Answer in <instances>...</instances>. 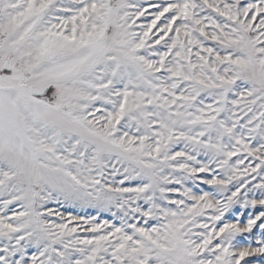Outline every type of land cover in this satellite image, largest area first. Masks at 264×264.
Masks as SVG:
<instances>
[{
  "label": "snow or ice",
  "instance_id": "obj_1",
  "mask_svg": "<svg viewBox=\"0 0 264 264\" xmlns=\"http://www.w3.org/2000/svg\"><path fill=\"white\" fill-rule=\"evenodd\" d=\"M0 264H264V0H0Z\"/></svg>",
  "mask_w": 264,
  "mask_h": 264
},
{
  "label": "rangeland",
  "instance_id": "obj_2",
  "mask_svg": "<svg viewBox=\"0 0 264 264\" xmlns=\"http://www.w3.org/2000/svg\"><path fill=\"white\" fill-rule=\"evenodd\" d=\"M61 211H65L64 209H61ZM70 211H73V214H76L75 213V210H70ZM110 217H107V216H103L102 219H109Z\"/></svg>",
  "mask_w": 264,
  "mask_h": 264
}]
</instances>
